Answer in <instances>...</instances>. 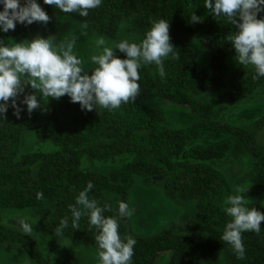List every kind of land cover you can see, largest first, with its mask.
Returning <instances> with one entry per match:
<instances>
[{"label": "trees", "instance_id": "1", "mask_svg": "<svg viewBox=\"0 0 264 264\" xmlns=\"http://www.w3.org/2000/svg\"><path fill=\"white\" fill-rule=\"evenodd\" d=\"M36 2L46 14L62 13L55 6L44 4L43 0ZM20 3L23 5L24 0ZM0 11H3L2 3ZM192 13L202 17V22H190ZM65 14L84 20L97 34L108 38H115L119 25L128 22L139 29L143 39L154 21L165 19L169 23L170 43L178 50L179 59L171 55L165 58L164 77L159 75L156 65L142 64L138 81L140 94L134 103L121 104L115 110L97 107L86 111L78 103H72L69 96L60 97L68 109L79 113L76 126L66 125L59 119L55 108L58 99L45 98L39 92L36 95L41 107L29 114L21 101L35 91L30 86H25L24 92L16 98L21 109L19 118L13 115L10 98L6 118L0 120V207L36 206L52 228H57L60 220L67 216L69 223L64 231L71 238L94 246L98 253L97 230H90L86 216L81 218L79 229H73L69 205L75 203V197L88 182L94 185L89 192L90 198L96 199L101 206L111 203L101 193L102 189L112 186L109 178L91 169H81L78 154L69 147L48 152H21L20 143L21 134L28 127L51 133L63 144L105 134L108 140L96 142L87 149L91 157L136 152V161L122 167V178L132 172L159 173L162 188L169 196L192 199L195 203L194 221L199 230L196 234H179L164 228L152 234L136 235L128 233L119 223L121 238L130 235L137 241L131 264H184L196 256L216 259L221 252L231 264H264V221L260 224L261 234L242 233L245 246L242 260L237 259L232 247L221 239L224 226L231 219L226 215L225 208L229 205L224 201L233 195L224 174L203 162L172 158L190 139L210 132L232 133L255 158L253 167L258 179L255 188H264V147L256 144L253 131L214 119L217 109L196 97L211 91L221 96L225 105H232L264 81V77L253 79L254 68L247 71L236 68L229 72L227 60L235 49L226 37L229 32L236 31V27L225 17L217 18L204 8V0H102L98 8L89 10L87 17H80L78 13ZM261 17L264 12L257 14L258 19ZM29 27L16 22L15 29L5 34L30 42L33 36ZM202 53H207L204 62L200 58ZM115 55L126 58L118 50ZM152 93L186 107L196 121L178 128L165 125L163 113L143 101ZM196 150L202 157L212 154L200 145ZM38 192L43 194V200L36 198ZM47 205L51 206L49 214ZM111 205L112 211L105 212V217L116 216ZM260 212L264 214V210ZM11 240L20 242L37 264H57L43 256L32 236L0 225V242Z\"/></svg>", "mask_w": 264, "mask_h": 264}, {"label": "clouds", "instance_id": "2", "mask_svg": "<svg viewBox=\"0 0 264 264\" xmlns=\"http://www.w3.org/2000/svg\"><path fill=\"white\" fill-rule=\"evenodd\" d=\"M44 4L55 6L62 13H78L87 17L89 10L98 8L102 0H43ZM3 11H0V30H14L16 22L30 25L33 22L47 23L50 17L36 0H0ZM206 8L215 17L221 16L236 27L229 32L226 39L235 49V59L242 66L255 69L253 79L264 77V17L257 14L264 12V0H204ZM190 22H202V17L194 13ZM87 22L80 25V35H85ZM78 35L70 31L59 42L55 37H36L30 42L0 44V120L6 118L8 101L11 98L13 115L20 117L21 109L16 98L24 92L25 86L35 90L25 95L21 103L27 106V112L41 107L36 93L45 98L59 99L69 96L72 103H78L82 110L92 111L97 107L109 111L118 109L121 104L136 100L140 94V73L143 65L154 64L161 77L165 76L164 60L170 54L179 59V52L170 43L169 23L165 19L154 21L140 42H129L122 39L114 46H106V39L101 36L95 40L99 51L88 58L94 67L85 68V60L75 51ZM125 54L118 58L115 51ZM94 187L88 182L79 191L75 203L69 205L71 226L79 229L82 217H87L89 228H95V241L98 245L99 264H131L134 246L137 241L130 235L123 239L119 234L118 217H130L133 212L129 204L117 201L118 217H105V212L112 211L111 203L101 206L96 199L90 198L89 192ZM243 190L237 187L236 195L226 197L224 203L226 215L231 219L225 224L221 239L227 242L236 254L237 259L245 258V246L242 233L261 234L260 224L264 214L256 208H249L250 201L240 194ZM43 200V194H36ZM36 223V222H35ZM29 217H18V224L25 234L33 232ZM69 219L60 220L54 235L62 237L68 227Z\"/></svg>", "mask_w": 264, "mask_h": 264}, {"label": "rangeland", "instance_id": "3", "mask_svg": "<svg viewBox=\"0 0 264 264\" xmlns=\"http://www.w3.org/2000/svg\"><path fill=\"white\" fill-rule=\"evenodd\" d=\"M50 19L43 22H33L29 31L33 39L36 37H55L54 42H59L70 31L78 35L75 51L85 60L86 70L92 67L88 58L96 54L99 49L95 40L99 35L88 25L84 30L85 35H80V25L84 20L75 18L65 13L47 14ZM106 39V46H114L122 39L142 40L139 29L128 22H122L115 38ZM24 38L7 37L0 30V44L8 46L9 43L25 42ZM200 43L201 40H196ZM171 55V54H170ZM169 55V56H170ZM168 56V57H169ZM236 53L229 56L227 65L229 72L236 68L245 71L253 69L252 66H242L235 59ZM201 61L207 59V53H202ZM197 99L207 102L212 108L217 109L214 119L234 124L252 130L257 145L264 147V81L251 93L239 98L232 105H225L218 94L206 91L196 95ZM148 106L159 109L163 113V122L171 127H184L196 121L194 114L186 107L175 105L157 95L149 94L143 99ZM55 108L59 119L69 126H76L80 115L68 109L61 100L55 101ZM260 123V125H259ZM108 140L105 134L94 138H85L81 141H69L65 144L58 142L54 135L35 127L24 129L21 134V152H48L66 146L75 151L79 156V167L91 169L109 178L112 186L102 189V195L108 199L118 217L117 201L129 204L133 214L130 217H118L119 223L130 234H152L170 228L179 234H196L199 232L194 221L195 203L192 199H179L169 196L162 188V176L159 173L132 172L128 177L122 178L121 170L126 164L136 161L138 155L133 151H124L104 158L91 157L87 149L96 142ZM203 146L212 154L202 157L196 146ZM173 159L188 162H203L220 170L229 181L233 195L239 187L250 204L249 208L264 210V188L256 189L258 179L254 170L255 158L250 155L244 143L234 134L228 132H210L203 136L188 140L184 146L172 155ZM51 206L47 205L49 214ZM27 216L30 222L35 223L32 236L43 256L57 264H99L97 250L94 246L79 239L71 238L66 231L62 237L54 235L55 229L47 225L36 206H5L0 207V225L8 226L22 231L18 224V217ZM24 233V232H23ZM0 264H37L35 259L27 254L20 242L16 240L0 242ZM184 264H231L221 252L218 258L196 256Z\"/></svg>", "mask_w": 264, "mask_h": 264}]
</instances>
